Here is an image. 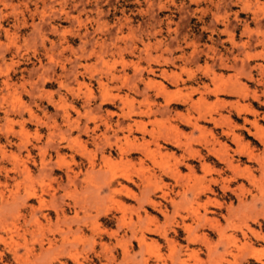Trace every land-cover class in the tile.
Here are the masks:
<instances>
[{"label":"rangeland","instance_id":"obj_1","mask_svg":"<svg viewBox=\"0 0 264 264\" xmlns=\"http://www.w3.org/2000/svg\"><path fill=\"white\" fill-rule=\"evenodd\" d=\"M0 264H264V0H0Z\"/></svg>","mask_w":264,"mask_h":264},{"label":"bare ground","instance_id":"obj_2","mask_svg":"<svg viewBox=\"0 0 264 264\" xmlns=\"http://www.w3.org/2000/svg\"><path fill=\"white\" fill-rule=\"evenodd\" d=\"M161 86H162V85H161ZM167 102H168V101H167ZM251 122H252V121H251ZM256 123H257V122H256ZM135 125H136V124H135ZM138 126H139V125H138ZM139 129H140V128H139ZM144 129H145V128H144ZM144 131H145V130H144ZM258 132H259V128H257V130H256V133H258ZM128 138H129V137H128ZM186 148H187V147H186ZM126 193H128V194H129V196L132 194V193H131V192H129V191H128V192L126 191ZM137 199H138V198H137Z\"/></svg>","mask_w":264,"mask_h":264}]
</instances>
